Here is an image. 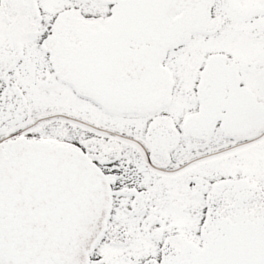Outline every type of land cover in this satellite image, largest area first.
<instances>
[{"label": "snow or ice", "instance_id": "1", "mask_svg": "<svg viewBox=\"0 0 264 264\" xmlns=\"http://www.w3.org/2000/svg\"><path fill=\"white\" fill-rule=\"evenodd\" d=\"M0 264H264V0H0Z\"/></svg>", "mask_w": 264, "mask_h": 264}]
</instances>
